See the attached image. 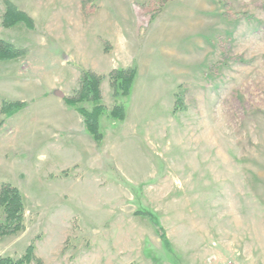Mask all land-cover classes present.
<instances>
[{
    "label": "rangeland",
    "instance_id": "374dc122",
    "mask_svg": "<svg viewBox=\"0 0 264 264\" xmlns=\"http://www.w3.org/2000/svg\"><path fill=\"white\" fill-rule=\"evenodd\" d=\"M8 1L32 26H4L0 0V39L23 50L0 60V186L24 206L0 257L264 264V0ZM118 68L136 69L127 96ZM82 70L101 77L100 142L63 100Z\"/></svg>",
    "mask_w": 264,
    "mask_h": 264
},
{
    "label": "trees",
    "instance_id": "16d2710c",
    "mask_svg": "<svg viewBox=\"0 0 264 264\" xmlns=\"http://www.w3.org/2000/svg\"><path fill=\"white\" fill-rule=\"evenodd\" d=\"M5 12L3 15V25L12 26L18 22H24L27 26H32V20L26 13L18 10L11 2L4 0ZM23 50L16 49L11 44L0 39V60L12 59L19 56ZM136 76L135 68H118L111 70L109 74L110 83L114 90V95L120 94L127 96L133 80ZM101 77L89 70H82L79 77V88L70 97H64L65 104L78 112L83 119L86 131L95 142H100L102 133L99 131V116L104 112V106L100 103L99 83ZM90 102L91 109H86L82 103ZM23 102L3 101L1 104V112L8 114L11 111L22 107ZM110 116L118 120L124 118V109L121 105L115 104L109 112ZM23 211L24 206L18 189L9 183L0 186V237L14 234L23 229ZM150 217L148 212L139 211ZM155 229L165 245L169 248L168 241L161 226L157 222H153ZM33 246L29 245L24 254L18 258L0 257V264H29L34 259Z\"/></svg>",
    "mask_w": 264,
    "mask_h": 264
},
{
    "label": "crops",
    "instance_id": "0c3cea01",
    "mask_svg": "<svg viewBox=\"0 0 264 264\" xmlns=\"http://www.w3.org/2000/svg\"><path fill=\"white\" fill-rule=\"evenodd\" d=\"M92 69V68H91ZM80 120V118H78Z\"/></svg>",
    "mask_w": 264,
    "mask_h": 264
}]
</instances>
